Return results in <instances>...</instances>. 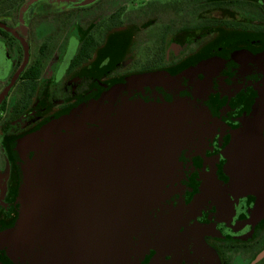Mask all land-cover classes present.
Returning a JSON list of instances; mask_svg holds the SVG:
<instances>
[{
	"label": "flooded vegetation",
	"instance_id": "1",
	"mask_svg": "<svg viewBox=\"0 0 264 264\" xmlns=\"http://www.w3.org/2000/svg\"><path fill=\"white\" fill-rule=\"evenodd\" d=\"M85 1L0 0V264H45L22 246L44 132L119 89L166 95L179 73L208 81L209 129L139 264H264V164L233 186L253 164L231 153L264 107V0Z\"/></svg>",
	"mask_w": 264,
	"mask_h": 264
},
{
	"label": "water",
	"instance_id": "2",
	"mask_svg": "<svg viewBox=\"0 0 264 264\" xmlns=\"http://www.w3.org/2000/svg\"><path fill=\"white\" fill-rule=\"evenodd\" d=\"M181 75L161 79L173 82L166 95L119 89L44 132L32 162L24 250L45 264H139L179 218L172 196L196 139L209 129L208 81L181 83ZM263 128L264 107L234 136V160L249 159L253 168L245 176L234 168L233 186L254 180V166L264 164Z\"/></svg>",
	"mask_w": 264,
	"mask_h": 264
}]
</instances>
